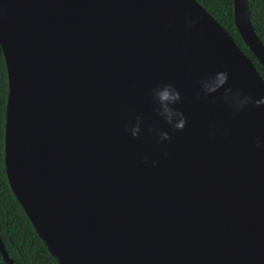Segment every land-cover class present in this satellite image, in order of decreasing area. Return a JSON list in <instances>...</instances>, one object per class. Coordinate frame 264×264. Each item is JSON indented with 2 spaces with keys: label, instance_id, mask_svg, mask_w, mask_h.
<instances>
[{
  "label": "water",
  "instance_id": "obj_1",
  "mask_svg": "<svg viewBox=\"0 0 264 264\" xmlns=\"http://www.w3.org/2000/svg\"><path fill=\"white\" fill-rule=\"evenodd\" d=\"M232 4L264 68L248 0ZM0 53L6 179L58 264H264V105L233 114L224 98L260 99L264 79L196 0H0ZM166 83L183 130L155 111ZM0 255L15 264L1 238Z\"/></svg>",
  "mask_w": 264,
  "mask_h": 264
},
{
  "label": "trees",
  "instance_id": "obj_2",
  "mask_svg": "<svg viewBox=\"0 0 264 264\" xmlns=\"http://www.w3.org/2000/svg\"><path fill=\"white\" fill-rule=\"evenodd\" d=\"M196 1L223 26L264 79V68L243 43L235 27L232 0ZM248 3L250 22L264 43V0H248ZM6 95L7 75L0 53V238L15 264H58L36 234L6 179L3 159ZM0 264H5L1 255Z\"/></svg>",
  "mask_w": 264,
  "mask_h": 264
},
{
  "label": "clouds",
  "instance_id": "obj_3",
  "mask_svg": "<svg viewBox=\"0 0 264 264\" xmlns=\"http://www.w3.org/2000/svg\"><path fill=\"white\" fill-rule=\"evenodd\" d=\"M185 26L188 30H191L197 23V18L192 16H186L184 19ZM228 81L227 71H218L211 78L200 81V88L205 97L210 96L212 93L217 92L223 88ZM224 98L227 105L232 110L233 114L239 112L242 108L250 103H254L257 106L264 105V97L253 101L250 95L242 94L241 91L233 92L231 88H224ZM152 100L157 103L155 111L157 115L162 117L164 122L171 126L175 130H183L186 123L184 113L180 111L175 105L181 101L180 91L171 83L157 86L152 91ZM214 102V98H213ZM143 119L140 116L136 117V123L131 126L130 132L133 137H138L141 134V125ZM148 131H152L151 126H147ZM170 135L167 130H158L157 142H163L170 140ZM256 147L264 145V138H257L255 141ZM167 156V153L163 154ZM147 157L144 160L147 161ZM151 163L155 166L157 160L153 159Z\"/></svg>",
  "mask_w": 264,
  "mask_h": 264
}]
</instances>
